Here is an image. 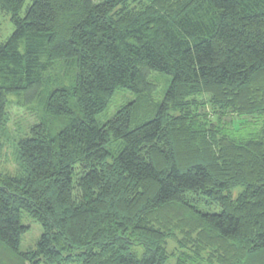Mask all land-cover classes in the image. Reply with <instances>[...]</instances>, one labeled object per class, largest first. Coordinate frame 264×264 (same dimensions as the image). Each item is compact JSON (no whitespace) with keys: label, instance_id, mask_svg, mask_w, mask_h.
Instances as JSON below:
<instances>
[{"label":"trees","instance_id":"16d2710c","mask_svg":"<svg viewBox=\"0 0 264 264\" xmlns=\"http://www.w3.org/2000/svg\"><path fill=\"white\" fill-rule=\"evenodd\" d=\"M25 1L0 0V158L10 107L39 113L0 167V264H264V125L226 120L264 115V0Z\"/></svg>","mask_w":264,"mask_h":264},{"label":"rangeland","instance_id":"374dc122","mask_svg":"<svg viewBox=\"0 0 264 264\" xmlns=\"http://www.w3.org/2000/svg\"><path fill=\"white\" fill-rule=\"evenodd\" d=\"M32 2V0H26L25 4L23 6V9L21 11L22 14H24L27 6ZM15 29V24L11 20L10 13L4 9L0 8V43L5 41L11 33ZM164 79L160 78V81H163ZM165 85H160L159 89L157 90V96H155V100L161 98L164 95V89ZM137 94L130 93L127 90H123V92L116 93L113 101L110 103L109 107L103 111L98 118L100 121H105L107 118L111 117L116 109L124 103V101H128L131 99H135ZM159 96V97H158ZM202 99V98H201ZM206 109L208 112H210L212 115H215L214 112H212V104L208 103L206 106ZM39 115V113L31 112V111H21L13 106L10 107V121L8 124V132L5 136V146L3 149L2 156L0 158V167L4 170H7L9 172H15L18 173L19 169V162L17 159V153H16V138L19 137L21 134L26 132L29 128V126L32 124V122L35 121V118ZM217 117V115H216ZM226 120L229 123H232L233 127L237 128L239 127V132L241 134L249 135V132H252L256 129H260L264 125V115L261 113L255 114V113H248V114H240L239 112L236 114L229 113L227 114ZM238 191H236L237 193ZM202 201V200H201ZM199 201L197 202L199 204V207L203 210H210V211H218L220 208L219 205L211 202L206 201ZM22 221L24 224L28 225L27 231L22 236L21 241V249L27 250L29 248H34L37 245V242L39 238L42 235L43 232V226L40 224L39 221L34 219L30 214H28L26 211L23 212ZM176 246H178L177 241L174 239L169 240L168 248L171 251H175ZM72 264H76L73 262ZM171 264V262H170Z\"/></svg>","mask_w":264,"mask_h":264}]
</instances>
